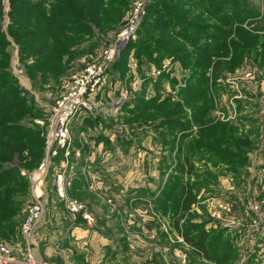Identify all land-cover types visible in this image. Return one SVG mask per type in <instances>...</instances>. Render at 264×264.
I'll use <instances>...</instances> for the list:
<instances>
[{
	"label": "rangeland",
	"instance_id": "374dc122",
	"mask_svg": "<svg viewBox=\"0 0 264 264\" xmlns=\"http://www.w3.org/2000/svg\"><path fill=\"white\" fill-rule=\"evenodd\" d=\"M14 1L19 3L22 0ZM127 1V8L119 16L103 14L100 20L96 18L95 21H99L98 24L102 26L92 27L94 36L86 37L72 49L73 58L65 64V71L58 78L49 76L44 82L34 74V69L31 68L33 55L26 52L27 50L23 51V41L18 38L26 31L31 32L30 28L19 30V26L13 24V20L16 19L11 15L12 0H0V41L4 44L0 52L6 55L3 61H0V69L11 74L12 84L9 89L18 90L22 99L32 107L34 110L31 112L32 124L40 127L41 135L45 138V154L39 165L32 170L23 169L29 185L32 175L38 171L47 156V141L51 131L48 121L49 108L63 95L74 74L88 63L96 59L100 61L103 50L115 41L118 33L128 24L133 0ZM248 3L257 8V17L236 24L232 41L228 42L230 53L215 55L210 60L209 75L212 79L209 84L213 88V107L199 112H194L192 108L184 109V112L192 115L189 129L183 134L191 133L189 136L183 140L179 133L174 142L175 148L172 149V138L164 139L158 136L149 125H137L138 128L133 131L126 129L137 117L120 115V118L117 117L118 120L114 121L115 128L110 127L105 132L115 142L107 149L111 156L108 159L103 156L100 168L92 164L91 170L105 175L108 183L114 180L118 184L116 191L125 190L123 196H120V193L115 198L103 197L105 194L98 193V185L95 182L99 179L85 174L89 177L88 182L86 181L88 187L94 189L90 190L87 197L80 199L71 193L76 170L67 173V196L81 202L85 211L94 217L90 227L96 229L97 234L103 233L107 236L108 242L104 253L113 255L109 260H113L117 253H128L114 264H217L215 261L200 258L193 252L183 235L188 221L190 224L204 223L210 233L216 228L222 229L230 239H235L232 244L239 253H234L236 258L232 259V264H264V0H249ZM190 19L198 20L194 16ZM237 27L243 30L242 33H238L241 34V39L237 35L240 28L237 30ZM233 42L234 45L243 46V51L239 50L238 54H235ZM128 51L129 47H126L121 53L122 56L125 57ZM51 53V51L46 53L44 57ZM165 63L169 65L164 67L165 64L164 69L174 71L177 79L182 77L183 69L178 62L166 59ZM144 69L147 73L158 70V67L153 65ZM110 72L107 89L114 94V100L132 95L133 90L128 87L125 78L122 81L114 68H111ZM137 81L140 83L138 78L135 83ZM183 84L185 86V83ZM181 86H178L176 91H179ZM216 87H219L217 92L214 91ZM109 103L111 105L112 100H107V104ZM206 115L208 118L204 122L203 118ZM72 131L75 140V135H78L77 129L73 128ZM119 131L122 137L117 135ZM77 138L79 143H84L83 136L79 135ZM120 138H123L121 142L124 143H120ZM202 139L214 140L222 149L231 153L239 151V147L244 148L248 160L235 166L222 161L215 164L191 156L190 162L195 165V174H201L200 177L180 172V165L185 164V171L188 169L186 158L183 157L184 149L188 154L190 149L188 147L195 148ZM127 140L132 142L127 144L125 143ZM183 144L185 146H182ZM60 155L65 157L64 153L59 151L58 155L50 159L49 167L53 165V159ZM19 162L24 164V158L20 160V157L15 155L13 164L17 166ZM205 169L211 171L215 177L208 180L207 185L198 186V182L206 177ZM51 171L50 168L49 177L52 176ZM56 177L52 178L51 182H54L55 186L53 194L55 193L58 198L54 202L56 205L60 203L64 210L61 213V220L70 225L75 224L81 215L75 216L68 212L65 199L56 191ZM175 180H180L185 187L188 185L193 187L196 195V202L184 217L169 206L172 202ZM113 187L114 183L111 184L112 190L109 189V192L114 193ZM136 189L148 192L141 193ZM167 190L170 200L162 199L163 193ZM87 199L97 201L93 209L89 208ZM24 201L23 219L19 224L20 234L21 224L28 215L29 202ZM0 240L9 247L10 244L16 245L2 238ZM11 256H21L17 257L21 259L25 254L12 253ZM105 261L106 259H102L101 264Z\"/></svg>",
	"mask_w": 264,
	"mask_h": 264
},
{
	"label": "trees",
	"instance_id": "16d2710c",
	"mask_svg": "<svg viewBox=\"0 0 264 264\" xmlns=\"http://www.w3.org/2000/svg\"><path fill=\"white\" fill-rule=\"evenodd\" d=\"M248 1L150 0L137 38L126 46L129 47L128 54L125 57L121 54L112 67L122 81L124 78L127 80V72L131 71L130 60L134 58L140 74L145 78L142 90L133 99L134 108L129 113L137 118L129 126L149 125L158 136L172 138V149L179 133L183 140L191 134L183 135L189 129L192 117L184 109L192 108L194 112H199L213 107V88L209 84L212 79L209 75L210 60L215 55L230 53L228 42L232 41L236 24L257 17V8ZM127 3V0H22L19 3L12 0L11 15L16 19L13 24L19 26V30L27 27L31 30L18 38L23 41V51L33 55L31 68L34 74L44 82L49 76L58 78L65 71V64L73 58L72 49L86 37L94 36L93 26H102L95 19L100 20L103 14L119 16L127 8ZM192 16L198 20L190 19ZM242 32V28L237 32L240 39L241 34L238 33ZM32 40L34 43L31 44ZM232 45L235 54L243 51V46L234 45V42ZM3 46L1 42L0 50ZM50 51L51 55L44 57ZM4 56L0 52V61ZM166 59L181 65L183 75L180 79L174 76V71L163 68ZM152 64L161 70L153 79L146 76L144 69ZM11 78L8 71L0 69V238L5 240H11L19 233L23 201L29 202L30 185L21 170L35 169L45 154V138L40 127L32 124L31 112L34 110L22 99L18 90L9 89ZM166 83L170 85V92L166 90ZM149 86L153 87L154 94L148 98ZM178 86L181 89L176 91ZM214 89L217 92L219 87ZM194 116L197 118L195 113ZM207 118L208 115L204 116L203 121ZM131 142L127 140L125 143ZM188 148V154L184 149L183 156L188 169L185 171L183 164L179 170L189 175L196 172L195 165L190 162L191 156L215 164L222 161L235 166L248 160L244 148L239 147V151L231 153L214 140L202 139L195 148ZM15 155L20 160L24 158V164L19 162L15 166ZM204 172L206 177L198 182V186L207 185L208 180L215 177L208 169ZM195 175L200 177L201 174ZM174 182L169 206L184 217L196 202V195L190 185L185 187L180 180ZM167 194L168 190L163 193L162 199L170 200ZM216 230L210 233L204 223L190 224L188 221L183 235L198 257L217 264H232V259L236 258L234 253H239L232 244L235 239H230L222 229Z\"/></svg>",
	"mask_w": 264,
	"mask_h": 264
},
{
	"label": "crops",
	"instance_id": "0c3cea01",
	"mask_svg": "<svg viewBox=\"0 0 264 264\" xmlns=\"http://www.w3.org/2000/svg\"><path fill=\"white\" fill-rule=\"evenodd\" d=\"M135 62H137V60L134 58L130 60L131 65L132 63L135 64ZM165 64V66L169 65V63ZM132 67L126 80L128 87H131L133 90L132 95H128V97L123 99L118 97L114 100V94L107 89V84L111 75L110 72L107 76L108 81L106 79V85H104L95 98V104L97 105L96 113H83L79 115L73 123L72 129H77L78 135H75L76 139L73 140L70 157L65 159L63 155H60L53 159L54 163L53 165H50L47 171V176L49 177V170L51 168L52 176L49 178L47 177L48 179L46 178L38 187V192L42 194L41 199L46 206V219L30 241H27L20 233H17L16 237L13 239L6 240L9 243L10 241L13 242V244L16 243V245L10 244L12 253H24L26 255L30 252L39 260L47 261L48 264H101L102 259H106L104 264H106L107 261L108 264H114L115 261L119 259L121 260L124 256H127L128 253H117L113 260H109L113 255H110V253H104L108 242L107 236L103 233L97 234V230L92 229L82 217H79L75 224L70 225L64 223L63 220H61V213H63L64 210L60 207V203L56 205V202H54L58 200V198L55 193L53 194L55 186L54 182H51V180L55 179V176L61 173L66 176L68 172L70 173V171L76 170V176L71 184L72 195L81 199L87 197L89 192H91L90 190L94 189H90L87 184L89 177L85 174H90L91 177L96 176L99 179L95 180V182L98 185V193H101L102 195L105 194L103 197L113 196L115 198V196L120 193V196H123L124 189L116 191L118 189V184L114 180L111 183H108L105 175L103 176L102 174H99L94 169L91 170V166L94 164L100 168L99 164L103 161V156H105V159H108L111 156L107 149H109L108 146L110 144L113 145L115 142L114 139L109 135H106L105 132L106 130H109L110 127L115 128L114 121L118 120L120 115H129L130 111L134 108L133 99H135L136 94L142 90L145 78L140 74L138 64L137 67L136 65H132ZM150 67H153V65ZM146 76L152 79L155 78L151 76V72H147ZM136 77L140 83H138V81L135 83V80L137 79ZM165 87L168 92L171 91L169 83H166ZM151 89L148 90V98L154 94L153 89L152 92H150ZM120 96L122 97L124 95ZM109 99L112 100L111 105L110 103L107 104V100ZM132 127L133 126L128 125L126 129H130L131 131L137 129L136 127ZM72 133L74 134L73 131ZM81 133L86 135L84 139H82L84 141L83 144L79 143V139L77 138ZM117 135L122 137L120 131ZM122 139L123 138L119 139L120 143H122ZM31 181L32 177L30 180L29 201L31 199ZM113 183L114 193L109 192V189L112 190L111 184ZM136 190H140L141 193L142 191L148 192L147 190L142 189ZM90 200L91 199H87L89 204L87 205L90 209H93L96 206L97 201L95 199L93 201ZM102 206L103 205L100 206L101 209ZM70 226L71 228L69 229L68 227ZM21 256L12 257L17 258Z\"/></svg>",
	"mask_w": 264,
	"mask_h": 264
},
{
	"label": "built area",
	"instance_id": "2783aa9c",
	"mask_svg": "<svg viewBox=\"0 0 264 264\" xmlns=\"http://www.w3.org/2000/svg\"><path fill=\"white\" fill-rule=\"evenodd\" d=\"M149 2L150 0H133L128 24L118 33L115 41L103 50L102 59L100 61L96 59V61L88 63L84 68L75 73L63 95L49 108L48 121L50 122L51 131L47 141V156L45 161L41 163L38 171L32 175L28 215L20 227L21 234L27 241L33 238L46 219V206L41 199L42 194L38 192V187L47 178L50 159L58 155L59 151L64 153L65 157L71 155L73 123L83 113H96L97 105L95 104V98L104 85H106L107 76L122 51L129 42L137 38L139 29L147 15ZM160 73V69L153 70L151 76L156 77ZM39 122L41 123L42 121ZM81 136L85 137L86 135L81 133ZM67 185V177L63 173L57 175L56 191L61 198L65 199L68 212L75 216L76 214L81 215L86 223L91 225L94 221L93 215L85 211V207L81 202L67 196ZM0 264L48 263L37 259L30 252L21 259L13 258L10 247L0 240Z\"/></svg>",
	"mask_w": 264,
	"mask_h": 264
}]
</instances>
